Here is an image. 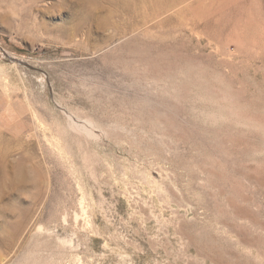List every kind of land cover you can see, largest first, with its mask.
Here are the masks:
<instances>
[{
	"label": "rangeland",
	"instance_id": "1",
	"mask_svg": "<svg viewBox=\"0 0 264 264\" xmlns=\"http://www.w3.org/2000/svg\"><path fill=\"white\" fill-rule=\"evenodd\" d=\"M0 264H264V0H0Z\"/></svg>",
	"mask_w": 264,
	"mask_h": 264
}]
</instances>
